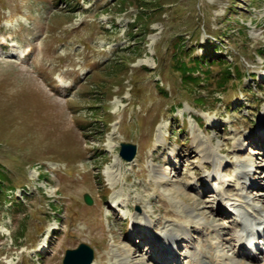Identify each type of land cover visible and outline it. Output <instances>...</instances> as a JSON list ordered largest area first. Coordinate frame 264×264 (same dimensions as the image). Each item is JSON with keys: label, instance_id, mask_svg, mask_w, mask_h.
I'll list each match as a JSON object with an SVG mask.
<instances>
[{"label": "rangeland", "instance_id": "rangeland-1", "mask_svg": "<svg viewBox=\"0 0 264 264\" xmlns=\"http://www.w3.org/2000/svg\"><path fill=\"white\" fill-rule=\"evenodd\" d=\"M140 1L0 0V166L6 200L21 202L0 207V264H62L81 243L92 264H114L124 247L131 264L142 255L195 264L197 249L212 251L213 231L201 232L191 212L229 227L224 241L234 229L216 205L220 185L224 197L243 193L264 210V0ZM179 41L194 55L215 44L245 76L225 89H186L173 69ZM121 143L136 146L134 159H122ZM202 144L220 160H203ZM249 156L245 185L236 170ZM179 223L189 240L164 259L152 234ZM224 248L230 260L264 264L257 251L247 259Z\"/></svg>", "mask_w": 264, "mask_h": 264}, {"label": "bare ground", "instance_id": "bare-ground-1", "mask_svg": "<svg viewBox=\"0 0 264 264\" xmlns=\"http://www.w3.org/2000/svg\"><path fill=\"white\" fill-rule=\"evenodd\" d=\"M160 136H161L160 134L157 135L158 138H160ZM197 141H198L197 135L193 132V142H197ZM236 143H237L235 145L236 147L243 146L242 141H237ZM250 152H253V151L250 150L249 153ZM198 153L203 158V160H207L209 162L220 160V157L216 155L214 150L209 145H203V144L200 145ZM245 158L246 157L240 158V161H239L240 163L238 164L239 168L236 170V178L238 182L244 181L245 185H248L252 181L251 180V177H252L251 169L255 165L254 163L255 158L249 156L248 160L246 161L244 160ZM251 160H252V163H250ZM154 171L160 172L158 168H154ZM166 173H168L167 169L165 170V173H163L162 175H166ZM216 177L218 179H220L221 177L225 179L224 175L219 172L216 173ZM158 181H162V179H159ZM240 185L241 184L239 183V187ZM225 189L226 188L220 185L218 190L215 191V192H218L216 205L219 208L225 209V211L223 210L224 213L230 212L232 214V217H233L232 222L234 224V229L232 232L228 233L229 237L227 238L226 241H224L223 240L224 236L221 234V232H223L224 229L229 231L228 230L229 227L228 228H226V226L222 227L219 224H215L213 222L209 223L202 217V215L193 214V212H191L193 216L192 218L196 220L198 224L197 228H199L201 232H204V230L207 228H210L211 231H213V234H210L208 236V238L206 239V242L211 247L210 249H212V251L214 249H217V250H214L215 253L210 251L209 254H205L202 250L197 249V251L195 252L196 253L198 252V255L192 260L195 264H223L224 261L228 259V257L225 255L224 246L226 247L227 244L229 245L230 243L233 244L238 249L237 252L241 251L240 247L243 245H246V246L251 245L250 247L254 245L256 247V245L259 244L260 246L261 236L259 235V233L261 229L262 231L264 230L263 229L264 227L262 225V223H264V210L260 208V206H258V203L254 204L252 202V199H250L247 195H244L243 193H241L238 199H231L229 198L230 196L224 197L223 194L225 193L224 192ZM182 190H183L182 187L178 188V191H182ZM259 199L264 200V194L261 195ZM177 201H182V199H177ZM121 204L122 203H117V206ZM184 207L186 210L191 209L187 206H184ZM189 211H192V210H189ZM191 222H192V219L189 218L188 223H191ZM147 224H148V220H144V222H142V224L139 226V229H136L135 231L139 233L140 232L139 230L147 227ZM177 226H178V230L176 233L164 231V233H153L152 234L155 243L159 245L157 246L158 248L161 245H165L164 247H161V249L159 248V251L161 252V254H163L164 259L172 258L170 256V253L172 254V256L176 255L177 251L175 249V246L177 245L178 242H182L181 240H184V242L186 240H189L188 238L190 237L191 233L188 230V227H183L182 224L180 223ZM132 230H134V228ZM160 234L163 235L161 239L159 238ZM248 237L250 238L246 240V238ZM220 238H222L223 241L218 242ZM250 241H252L250 244L246 243ZM219 243L222 244L221 247H219ZM126 249L127 248L125 247L123 248V251L125 254H120L118 251L114 253V257H116V262H115L116 264H131V260H134L133 257H130V255L126 253L127 252ZM217 251L218 253H216ZM259 254L262 256L264 253L261 251ZM247 259H248V255H247ZM179 260H180V257H179ZM228 260H230V258ZM230 261L234 262L235 264H249L247 263V261H244V260L231 259ZM142 263H147L146 257H143V255L140 258V264ZM93 264H96V262H94Z\"/></svg>", "mask_w": 264, "mask_h": 264}, {"label": "trees", "instance_id": "trees-1", "mask_svg": "<svg viewBox=\"0 0 264 264\" xmlns=\"http://www.w3.org/2000/svg\"><path fill=\"white\" fill-rule=\"evenodd\" d=\"M140 2L146 5H156V1L152 0H141ZM233 13L235 12L233 11ZM234 23L237 22L235 21ZM231 27L229 26L227 32L230 31ZM216 48L217 50L220 49L215 44H212L206 47L203 53L194 55V49L187 51L183 41H179L173 45V69L179 73L181 84L186 89H192L193 86L209 87L212 84H215L219 89H225L232 79L241 81L245 76L240 74L236 70V66L230 64L228 59H223L220 56V52L218 54L215 53ZM262 51L264 52V50ZM214 66H220L216 76L212 75ZM197 99L200 102L203 101L200 97ZM9 190H11L9 179L4 168L0 166V207L4 202L9 203L10 207H14L15 204H21L18 201L6 200V197H8L6 194ZM54 209V212H56V208Z\"/></svg>", "mask_w": 264, "mask_h": 264}, {"label": "water", "instance_id": "water-1", "mask_svg": "<svg viewBox=\"0 0 264 264\" xmlns=\"http://www.w3.org/2000/svg\"><path fill=\"white\" fill-rule=\"evenodd\" d=\"M136 154V146L131 143H121L119 155L126 161H131ZM86 204H91V198L88 194L84 195ZM94 259L93 249L86 243H81L75 249L65 251L62 264H92Z\"/></svg>", "mask_w": 264, "mask_h": 264}]
</instances>
